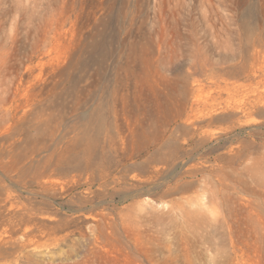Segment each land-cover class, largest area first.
I'll return each instance as SVG.
<instances>
[{
	"label": "rangeland",
	"instance_id": "rangeland-1",
	"mask_svg": "<svg viewBox=\"0 0 264 264\" xmlns=\"http://www.w3.org/2000/svg\"><path fill=\"white\" fill-rule=\"evenodd\" d=\"M0 264H264V0H0Z\"/></svg>",
	"mask_w": 264,
	"mask_h": 264
},
{
	"label": "bare ground",
	"instance_id": "bare-ground-1",
	"mask_svg": "<svg viewBox=\"0 0 264 264\" xmlns=\"http://www.w3.org/2000/svg\"><path fill=\"white\" fill-rule=\"evenodd\" d=\"M203 132H205V131H203ZM210 133V132H209ZM157 170V169H156Z\"/></svg>",
	"mask_w": 264,
	"mask_h": 264
}]
</instances>
